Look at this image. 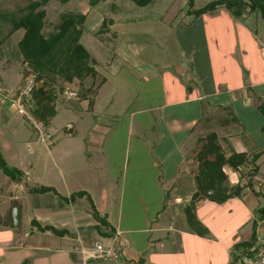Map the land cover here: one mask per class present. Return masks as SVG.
Masks as SVG:
<instances>
[{"label": "crops", "instance_id": "crops-1", "mask_svg": "<svg viewBox=\"0 0 264 264\" xmlns=\"http://www.w3.org/2000/svg\"><path fill=\"white\" fill-rule=\"evenodd\" d=\"M161 9L160 24L172 31L181 23L185 27L176 32L174 45L167 42L159 59L150 53L146 68L141 67L143 55H130L127 71L142 82L135 93L122 85V71H114L112 79L97 70L96 78L105 82L97 88L92 109L87 110L88 100L72 101L80 108L69 112L67 133L52 136V144L43 143V159L50 157L52 165L45 179L43 173L37 175L33 156L37 136H23L16 124L0 118V151L8 165L23 172L13 182L0 170V264H195L198 256L203 264H234L236 245L250 240L254 223L258 236L264 233V217L252 215L264 207L258 205L260 197L264 200V116L259 110L264 102V21L248 9L235 18L224 7L169 21L168 11ZM0 90L7 97L0 103L7 101L14 111L8 88ZM123 93L127 97L120 105ZM121 123L124 136H114ZM78 127L81 133L76 134ZM254 130L259 140L253 138ZM17 133L24 143V162L11 137ZM208 136H214L225 159L232 153L246 157L235 168L221 166L222 185L232 193L221 203L197 194L200 184L206 185L197 178L205 171L197 152ZM67 161L74 162L72 172ZM39 185L55 189L51 203L43 201L46 193L28 191ZM233 186L241 187L240 192ZM77 191L89 194L110 227H95L85 196L62 199ZM215 205L240 215L232 235L214 229ZM15 207L18 225L12 223ZM32 219L66 233L39 231L30 225ZM97 243L115 256L94 258ZM213 244L219 247L218 257Z\"/></svg>", "mask_w": 264, "mask_h": 264}, {"label": "rangeland", "instance_id": "rangeland-1", "mask_svg": "<svg viewBox=\"0 0 264 264\" xmlns=\"http://www.w3.org/2000/svg\"><path fill=\"white\" fill-rule=\"evenodd\" d=\"M209 1L211 0H194V7H201ZM28 3L29 0H0V9L3 12H17L18 10L21 11L24 9ZM185 3L186 0H153L150 4L144 7H139L130 0H105L101 1L96 6L91 7L88 4V0H69L65 3H61L59 0H50L46 5L42 6V8L45 9V26L43 27L42 32L46 34L49 31H52L53 26L59 22L60 14L67 12L86 14V19L82 24V34L79 41L94 58L96 68L101 75L107 77L109 75L112 77L114 71H122V77H120V79L125 83L122 85L128 92L135 93L137 88L142 85V82L138 83L134 75L127 71L132 65V58L130 55H138L139 57L143 55V64L141 67H145L144 61L146 59L152 60L150 53L153 54L154 59H159L162 49L165 50L163 46L167 45V42H170V45L173 46V37H175L176 32L178 33L179 31L184 30L185 27L183 26V23H181L178 26L172 27L175 28V30L172 31L170 26L166 27L160 24V16L164 13L161 8L168 11L166 16L169 17L166 18V20L170 21L172 17H175L176 19L174 21H179L181 19L180 17L187 15ZM109 19L112 20L111 23H108ZM182 26L184 28H182ZM10 27V23L0 21V39L7 36L6 34ZM194 29L196 30V26H194ZM22 32V30H18L0 41V87H5V89L8 88V92L12 95L10 101H13L19 93L21 84H23L25 79V70H30V67L22 62V56L17 48V42L20 39ZM139 59L142 61L141 58ZM113 78L114 77H112V79ZM143 78L145 77H140L139 81H143ZM53 79L54 82L51 86L55 92V98L49 103H53L56 115L49 117L47 124H42L32 115L31 110L36 107L35 100L32 98L27 97L23 101L25 111V114L23 115L18 113L15 108V110L13 109L14 111L9 110L7 101L0 103V118H2V120L9 119L12 125L16 124L23 130L19 131V134L21 133L23 136H37V140L33 142L35 150L33 156L35 157L34 159L37 165V175H41V177L42 173L44 174L45 171H48V166H51L52 170L50 157H46V160L43 159L42 153L45 151V144L43 143L48 144L51 141L52 144V136H64V134L67 133L64 128L65 123L69 121V112L72 111V107L73 109L80 108L75 102L71 105L70 103L76 100L80 103V99H77L76 91L79 87L88 88L92 82L89 77L84 79L81 83H78V80L74 79L71 85L63 82V80L57 76H53ZM96 81H99L98 78ZM96 81H94L95 84ZM60 86L65 87L63 92H60ZM262 88H264V86ZM4 91L5 90H0V101L6 99V96H4L5 94H2ZM106 91L110 92L107 89ZM112 92L115 93L114 90H112ZM126 97L127 94L124 93L120 96V105L124 103ZM136 101L137 100L134 101V99L132 100L134 107L138 105V102ZM140 105L142 107L145 106L142 101L140 102ZM136 116L138 117V115ZM123 118H127V113H124ZM147 124L149 123L147 122ZM255 127L253 126L252 128L255 129ZM76 129V134L81 133L79 127L75 128V130ZM124 133L125 124L121 123L119 127H117L114 136H124ZM19 134H13L14 136L11 137L13 138V142L17 144L16 146L19 156H21L20 158L24 162L27 160V156L23 146L24 143L17 139ZM254 134L255 136H253V138L259 140V132L254 130ZM64 162L66 163V160H64ZM73 163L72 161H67L68 168L66 169L72 172ZM10 164L15 166L16 163L10 161ZM2 174L4 173L2 172ZM43 179H45V174ZM216 191H218V189H216ZM219 192L221 193L220 190ZM41 196L46 203L52 202V192ZM259 203V207L264 204L263 197H260ZM211 213V223L214 229L226 236L232 235L237 225L238 216L240 215L236 216L232 212H229L228 207H219L216 205L212 206ZM252 215L255 218H257V216L259 218L257 211L253 212ZM252 220L253 218L250 216V221ZM238 236L239 235H233L232 237H237L238 239ZM240 238L241 237L239 236V239ZM201 246H203V243H201ZM211 246L213 249H216V256H220L221 253H218L217 249L218 245L217 247L214 244ZM231 248H229V250ZM234 252L236 256V253L239 251L235 248ZM197 261H199L200 264H203L204 258L198 256L195 259V264H198Z\"/></svg>", "mask_w": 264, "mask_h": 264}, {"label": "trees", "instance_id": "trees-1", "mask_svg": "<svg viewBox=\"0 0 264 264\" xmlns=\"http://www.w3.org/2000/svg\"><path fill=\"white\" fill-rule=\"evenodd\" d=\"M49 1L50 0H29L27 6L17 12H3L0 9V21L10 23L11 26L6 34L7 36L2 37L3 39L18 30L23 31L17 42V48L22 56V62L30 67V70H25L24 75L33 74L34 76V87L28 98L35 100L36 107L31 110V113L42 124H47L49 117H53L56 114L53 103H49L55 98V92L51 86L54 82L53 76L61 78L63 82L68 84H71L74 79L78 80V83H81L84 79L89 77L92 80L90 86L88 88L79 87L76 91L77 99L88 100V111L92 109L97 88L105 82L104 77L96 81L98 75L96 62L85 46L79 41L82 34V24L86 19V14L71 12L60 14L59 22L53 26L52 31L46 34L42 32L45 26V9L42 8V6L46 5ZM59 1L65 3L69 0ZM101 1L105 0H88V4L94 7ZM130 1L139 7H144L153 0ZM185 4L186 13L195 17L205 13H211L219 7H224L235 18H241L245 9H248L249 12H258L261 19L264 21V0H211L198 8L194 7V0H186ZM109 22L111 23L112 20L109 19L108 23ZM3 39H0V41ZM94 81H96V84ZM64 89L65 87L63 86L59 88L60 92H63ZM259 107L260 112L264 116V102ZM262 130L264 131V126ZM207 138L210 140L202 146L199 152H197V160L199 161L200 168L205 169L204 172L200 171L198 173L197 178L200 182H206V185L200 184V192L198 191L197 194L199 197L221 203L232 196L231 191L222 185L225 175L221 166L225 163L235 168L237 165H240L246 157L244 154L232 153L229 158L225 159L218 144H215L213 141L214 136H208ZM212 153L214 157L212 160H209L207 155ZM0 170L13 182H19L23 176L22 171L7 164L1 151ZM233 187L234 189H238V193L240 192L241 187ZM248 187L254 194H259L260 191L255 192L250 182H248ZM216 189H218V191H216ZM28 191L30 193L43 194L47 192L54 193L55 189L52 186L39 185L30 187ZM209 191L211 192L209 193ZM84 196L89 202L90 213L97 222L95 227L109 226L107 221L98 214L88 193L84 191L72 192L68 197H62V199L66 202H72L77 197ZM258 215L259 219L264 217V207L259 208ZM192 217L194 219V216ZM30 225L36 227L39 231H50L57 236H62L66 233L65 230H58L50 225L41 226L34 219L30 221ZM256 227L257 224L254 223L250 240L237 244L236 248H240L244 245L249 246L254 241L256 237Z\"/></svg>", "mask_w": 264, "mask_h": 264}, {"label": "built area", "instance_id": "built-area-1", "mask_svg": "<svg viewBox=\"0 0 264 264\" xmlns=\"http://www.w3.org/2000/svg\"><path fill=\"white\" fill-rule=\"evenodd\" d=\"M25 79L23 84H21L17 97L12 101L14 108L20 114L25 113L23 101L29 96L34 87L33 74L26 75ZM238 251L239 252L236 253V259L233 262L234 264H264V233L258 236L256 232L254 241L249 246ZM92 256L97 259H103L106 257H113L115 253L111 248H104L101 243H97L95 244V251Z\"/></svg>", "mask_w": 264, "mask_h": 264}, {"label": "water", "instance_id": "water-1", "mask_svg": "<svg viewBox=\"0 0 264 264\" xmlns=\"http://www.w3.org/2000/svg\"><path fill=\"white\" fill-rule=\"evenodd\" d=\"M18 212H19V209L18 207H15L13 208L12 212H11V217H12V223L14 225H18Z\"/></svg>", "mask_w": 264, "mask_h": 264}, {"label": "clouds", "instance_id": "clouds-1", "mask_svg": "<svg viewBox=\"0 0 264 264\" xmlns=\"http://www.w3.org/2000/svg\"><path fill=\"white\" fill-rule=\"evenodd\" d=\"M25 114V113H24ZM21 115H23V114H21Z\"/></svg>", "mask_w": 264, "mask_h": 264}]
</instances>
